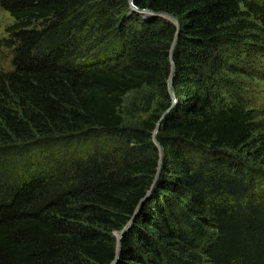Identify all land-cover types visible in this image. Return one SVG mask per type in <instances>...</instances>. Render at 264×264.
Instances as JSON below:
<instances>
[{
	"label": "trees",
	"instance_id": "16d2710c",
	"mask_svg": "<svg viewBox=\"0 0 264 264\" xmlns=\"http://www.w3.org/2000/svg\"><path fill=\"white\" fill-rule=\"evenodd\" d=\"M135 4L0 0V264H264V0Z\"/></svg>",
	"mask_w": 264,
	"mask_h": 264
},
{
	"label": "rangeland",
	"instance_id": "374dc122",
	"mask_svg": "<svg viewBox=\"0 0 264 264\" xmlns=\"http://www.w3.org/2000/svg\"><path fill=\"white\" fill-rule=\"evenodd\" d=\"M14 23L15 20L10 15V13L0 7V70H10L13 68L12 57L9 53V50L2 45V41L4 39L5 40L9 39L10 33H8V28L11 27ZM260 35L264 37V32L260 33ZM242 57L245 56L243 55ZM260 60H261V67L259 68V71H262L264 73V58H261ZM246 81L248 84V88L252 92V96L250 97V99H252L253 102H251V105L253 106L254 112L258 115L256 121L264 124V78L263 79L255 78L253 80L246 79ZM256 142H257L256 147L245 149L242 154V157L245 159V161L248 163L249 166L254 167L255 169L264 170V163L262 161V158H256L255 156H252V154L257 153L258 151L264 149L263 146L264 130H262L259 133H256ZM156 145L159 146L157 143ZM120 231L115 232V236L117 237V240H118V233ZM118 249H119V242H118Z\"/></svg>",
	"mask_w": 264,
	"mask_h": 264
},
{
	"label": "water",
	"instance_id": "95a60500",
	"mask_svg": "<svg viewBox=\"0 0 264 264\" xmlns=\"http://www.w3.org/2000/svg\"><path fill=\"white\" fill-rule=\"evenodd\" d=\"M130 4H131V7L133 10H137V11H140V12H144V13H152L150 10L146 9V10H142V9H139L136 4H135V0H130ZM156 15H159V16H162L164 17L165 19H167L168 21H172L173 23H175L178 27V29L180 30L182 24L180 22V20L173 14H170V13H167V12H160V13H156ZM178 43H179V34L177 35L176 37V40L172 46V50H171V58H172V64H173V69H172V74H171V77H170V92L174 98V101L175 103L177 102V97H176V93H175V90H174V86H173V82H174V78H175V74H176V71H177V68H176V63H175V60H174V53H175V50L178 46ZM159 126L160 124H158V127L157 129L155 130L154 132V136H155V141L156 143L159 145V149H160V152H161V163L163 162V159H164V156H165V152H164V148L163 146L160 144V142L158 141L157 139V133L159 131ZM155 186V185H154ZM154 186L148 191V194L147 196L142 200L136 214H135V217L141 212L142 210V207L144 205V203L149 199V197L151 196L153 190H154ZM134 217V219H135ZM132 223H133V220H131L125 227L124 229H122L119 233H118V242H119V251L121 250V247H122V243H123V237L124 235L126 234V232L131 228L132 226ZM118 260V259H117ZM117 260H115V262H113L112 264H116Z\"/></svg>",
	"mask_w": 264,
	"mask_h": 264
}]
</instances>
